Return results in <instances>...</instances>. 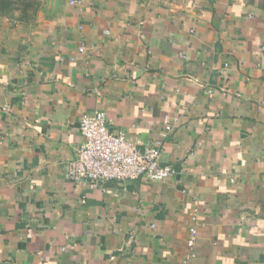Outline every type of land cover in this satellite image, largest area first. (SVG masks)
I'll list each match as a JSON object with an SVG mask.
<instances>
[{
  "label": "crops",
  "instance_id": "obj_1",
  "mask_svg": "<svg viewBox=\"0 0 264 264\" xmlns=\"http://www.w3.org/2000/svg\"><path fill=\"white\" fill-rule=\"evenodd\" d=\"M17 2L0 14V264H264V0ZM96 110L176 172L66 179Z\"/></svg>",
  "mask_w": 264,
  "mask_h": 264
},
{
  "label": "built area",
  "instance_id": "obj_2",
  "mask_svg": "<svg viewBox=\"0 0 264 264\" xmlns=\"http://www.w3.org/2000/svg\"><path fill=\"white\" fill-rule=\"evenodd\" d=\"M76 1L71 0L72 3ZM164 122L166 131L170 130L169 116H165ZM80 129L84 139L65 174L66 179L74 183L94 188L112 180L125 182L142 177L162 180L176 172L173 166L160 163L159 145L148 142L143 148L138 147V142L131 140L124 131L110 127L109 118L102 110L84 113ZM197 234L196 225L191 226L184 262L196 256Z\"/></svg>",
  "mask_w": 264,
  "mask_h": 264
},
{
  "label": "trees",
  "instance_id": "obj_3",
  "mask_svg": "<svg viewBox=\"0 0 264 264\" xmlns=\"http://www.w3.org/2000/svg\"><path fill=\"white\" fill-rule=\"evenodd\" d=\"M17 4V0H0V14L12 16L17 11Z\"/></svg>",
  "mask_w": 264,
  "mask_h": 264
}]
</instances>
